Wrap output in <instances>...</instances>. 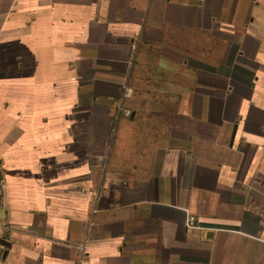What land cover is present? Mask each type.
<instances>
[{"label": "crops", "instance_id": "obj_1", "mask_svg": "<svg viewBox=\"0 0 264 264\" xmlns=\"http://www.w3.org/2000/svg\"><path fill=\"white\" fill-rule=\"evenodd\" d=\"M0 173V264H264V0H0Z\"/></svg>", "mask_w": 264, "mask_h": 264}, {"label": "rangeland", "instance_id": "obj_2", "mask_svg": "<svg viewBox=\"0 0 264 264\" xmlns=\"http://www.w3.org/2000/svg\"><path fill=\"white\" fill-rule=\"evenodd\" d=\"M138 87H140L141 88V90L143 89V85H137ZM100 119H101V117H98V121H97V123H95V125L93 126V129H92V134L93 135H95V136H99V135H102L103 137H104V139L106 138V135H107V132L106 131H104V132H100V133H98L97 132V130H99V128H100V124H99V121H100ZM118 129V128H117ZM116 129V130H117ZM115 134V133H114Z\"/></svg>", "mask_w": 264, "mask_h": 264}, {"label": "built area", "instance_id": "obj_3", "mask_svg": "<svg viewBox=\"0 0 264 264\" xmlns=\"http://www.w3.org/2000/svg\"><path fill=\"white\" fill-rule=\"evenodd\" d=\"M125 115L126 116H130L131 112L130 111H125ZM196 225H197V222H196L195 217L189 216V218H188V226L189 227H195ZM83 256H84V252L82 251L81 261H82Z\"/></svg>", "mask_w": 264, "mask_h": 264}, {"label": "water", "instance_id": "obj_4", "mask_svg": "<svg viewBox=\"0 0 264 264\" xmlns=\"http://www.w3.org/2000/svg\"><path fill=\"white\" fill-rule=\"evenodd\" d=\"M1 173H0V184H1ZM1 242V244L3 245V246H5V247H7L8 246V243H6V241H4V240H2V241H0Z\"/></svg>", "mask_w": 264, "mask_h": 264}, {"label": "trees", "instance_id": "obj_5", "mask_svg": "<svg viewBox=\"0 0 264 264\" xmlns=\"http://www.w3.org/2000/svg\"><path fill=\"white\" fill-rule=\"evenodd\" d=\"M131 115H132V112H131Z\"/></svg>", "mask_w": 264, "mask_h": 264}]
</instances>
